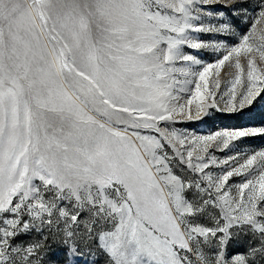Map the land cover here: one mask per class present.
Returning a JSON list of instances; mask_svg holds the SVG:
<instances>
[{
	"label": "snow or ice",
	"instance_id": "1",
	"mask_svg": "<svg viewBox=\"0 0 264 264\" xmlns=\"http://www.w3.org/2000/svg\"><path fill=\"white\" fill-rule=\"evenodd\" d=\"M260 102L264 0H0V264H264V127L191 130Z\"/></svg>",
	"mask_w": 264,
	"mask_h": 264
},
{
	"label": "rangeland",
	"instance_id": "2",
	"mask_svg": "<svg viewBox=\"0 0 264 264\" xmlns=\"http://www.w3.org/2000/svg\"><path fill=\"white\" fill-rule=\"evenodd\" d=\"M230 79L231 70L222 73V81ZM250 127H264V102L254 104L250 108H246L242 112L237 113L212 110L210 116L204 117L202 122L195 123L191 130L197 134H209L216 130H238ZM239 143L245 151L264 149V136L247 137ZM56 251L57 249L53 247L49 253L48 260L50 264H63V255L56 257L52 255Z\"/></svg>",
	"mask_w": 264,
	"mask_h": 264
}]
</instances>
